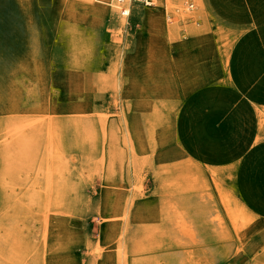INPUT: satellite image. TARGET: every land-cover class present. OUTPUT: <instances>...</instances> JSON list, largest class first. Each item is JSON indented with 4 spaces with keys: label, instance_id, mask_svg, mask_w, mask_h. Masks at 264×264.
Here are the masks:
<instances>
[{
    "label": "rangeland",
    "instance_id": "1",
    "mask_svg": "<svg viewBox=\"0 0 264 264\" xmlns=\"http://www.w3.org/2000/svg\"><path fill=\"white\" fill-rule=\"evenodd\" d=\"M118 5L0 0V264H264V0Z\"/></svg>",
    "mask_w": 264,
    "mask_h": 264
},
{
    "label": "bare ground",
    "instance_id": "2",
    "mask_svg": "<svg viewBox=\"0 0 264 264\" xmlns=\"http://www.w3.org/2000/svg\"><path fill=\"white\" fill-rule=\"evenodd\" d=\"M116 1V0H115ZM129 1V2H128ZM133 1H136V2H140V1H137V0H133ZM117 2V1H116ZM131 2V0H124L122 3H119V2H117L118 4H121V5H118V11H119V13L120 14H122V15H124L125 13H126V9H127V5L125 6V4H128V3H130ZM165 2H166V0H165ZM164 1H163V3H165ZM146 4H149V5H145V4H143V5H145V6H151L152 4H153V2H151V3H146ZM151 4V5H150ZM180 11V10H179Z\"/></svg>",
    "mask_w": 264,
    "mask_h": 264
},
{
    "label": "built area",
    "instance_id": "3",
    "mask_svg": "<svg viewBox=\"0 0 264 264\" xmlns=\"http://www.w3.org/2000/svg\"><path fill=\"white\" fill-rule=\"evenodd\" d=\"M116 1L119 2V3H122L124 0H116ZM131 1H133V0H131ZM137 1H140L141 4H145V5H149V4H146V3L153 2V0H137ZM162 1L165 2V0H162ZM188 8L189 9H192L193 8V0H188Z\"/></svg>",
    "mask_w": 264,
    "mask_h": 264
},
{
    "label": "crops",
    "instance_id": "4",
    "mask_svg": "<svg viewBox=\"0 0 264 264\" xmlns=\"http://www.w3.org/2000/svg\"><path fill=\"white\" fill-rule=\"evenodd\" d=\"M245 99V97H243ZM247 98V97H246ZM252 103V102H251Z\"/></svg>",
    "mask_w": 264,
    "mask_h": 264
}]
</instances>
